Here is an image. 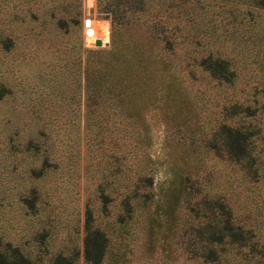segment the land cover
<instances>
[{
    "label": "rangeland",
    "instance_id": "rangeland-1",
    "mask_svg": "<svg viewBox=\"0 0 264 264\" xmlns=\"http://www.w3.org/2000/svg\"><path fill=\"white\" fill-rule=\"evenodd\" d=\"M106 1L0 0V251L94 264L98 228L97 264H264V0L190 1L187 38L161 49L174 75L155 91L138 75L136 94L91 87ZM209 52L234 75L205 70ZM228 215L244 240L209 243Z\"/></svg>",
    "mask_w": 264,
    "mask_h": 264
},
{
    "label": "trees",
    "instance_id": "trees-1",
    "mask_svg": "<svg viewBox=\"0 0 264 264\" xmlns=\"http://www.w3.org/2000/svg\"><path fill=\"white\" fill-rule=\"evenodd\" d=\"M190 1L192 0L106 1L102 7L107 15L111 14L113 24L111 47L96 51L105 56H97V72L91 74L93 77L90 79L91 87L111 90L116 89L121 83L123 89H129L136 94L141 88L138 82L139 75L150 81L149 84L144 83L150 89L155 91L165 88V85L153 84L154 74L158 73L160 68L174 75L169 68L171 62L165 59L167 54L164 55L161 49L172 50L176 42L187 38L185 30L195 23L196 17L201 13L192 11L195 7L189 4ZM126 13H129L128 16ZM115 22L133 25V32L125 41L121 39L120 28L114 30ZM135 29H138V33H135ZM199 64L214 77L229 79L234 75L228 59L210 52L200 58ZM236 133L238 134L233 135L238 142V157H240L245 152V145L242 142L243 136L239 132ZM229 216L224 218L223 225H219L220 231L217 235H210L209 243L244 240L246 231L234 227ZM105 247V235L98 228L90 231L84 239V258L90 263H99ZM213 253L215 255V250ZM63 260L65 257L58 256L53 264H72L67 259ZM0 264H32V262L14 247L8 253L0 251Z\"/></svg>",
    "mask_w": 264,
    "mask_h": 264
},
{
    "label": "built area",
    "instance_id": "built-area-1",
    "mask_svg": "<svg viewBox=\"0 0 264 264\" xmlns=\"http://www.w3.org/2000/svg\"><path fill=\"white\" fill-rule=\"evenodd\" d=\"M85 34L88 37H91V39L95 42H97V40H101V38L98 36V29L91 18H88L85 21Z\"/></svg>",
    "mask_w": 264,
    "mask_h": 264
},
{
    "label": "water",
    "instance_id": "water-1",
    "mask_svg": "<svg viewBox=\"0 0 264 264\" xmlns=\"http://www.w3.org/2000/svg\"><path fill=\"white\" fill-rule=\"evenodd\" d=\"M97 44H101V40H97Z\"/></svg>",
    "mask_w": 264,
    "mask_h": 264
}]
</instances>
